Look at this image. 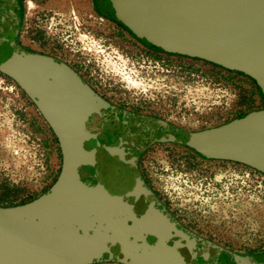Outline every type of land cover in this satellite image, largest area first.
<instances>
[{"label": "water", "instance_id": "water-1", "mask_svg": "<svg viewBox=\"0 0 264 264\" xmlns=\"http://www.w3.org/2000/svg\"><path fill=\"white\" fill-rule=\"evenodd\" d=\"M0 0V73L35 104L55 134L62 167L38 198L0 206V264H262L183 225L140 170L155 144L195 146L264 171V110L237 120L216 143L102 97L63 61L24 48L21 17ZM155 42L225 63L264 93V0H116ZM198 136V135H197ZM224 137V138H223ZM216 144V146H215Z\"/></svg>", "mask_w": 264, "mask_h": 264}, {"label": "rangeland", "instance_id": "rangeland-1", "mask_svg": "<svg viewBox=\"0 0 264 264\" xmlns=\"http://www.w3.org/2000/svg\"><path fill=\"white\" fill-rule=\"evenodd\" d=\"M14 7L22 10L19 0ZM24 10L31 25L26 26L30 47L22 31L21 45L35 49L41 37L37 19H47L43 38L57 37L58 54L121 108L192 132L264 110L263 90L252 77L222 62L174 52L146 34L128 35L96 15L94 0H27ZM148 43L157 48L150 49ZM55 139L35 104L0 73L1 207L28 203L55 183L62 167ZM139 166L183 225L239 254L264 253L262 169L210 159L178 144L153 145Z\"/></svg>", "mask_w": 264, "mask_h": 264}, {"label": "flooded vegetation", "instance_id": "flooded-vegetation-1", "mask_svg": "<svg viewBox=\"0 0 264 264\" xmlns=\"http://www.w3.org/2000/svg\"><path fill=\"white\" fill-rule=\"evenodd\" d=\"M12 1L13 2L11 4L14 5V4H16L17 0H12ZM19 1L21 3V6H22V10L20 12H18V14L21 17V31L23 34H25V37L23 38V42L25 45L30 47V44L27 41L29 39L28 38L29 32L27 31L28 28L26 27L28 24L27 23L28 19H27L25 10H24V8H26L27 0H19ZM94 8H95L96 15L98 17H100L102 20H107L110 23H114L115 25H117L122 30H125L123 32L127 33L128 35L136 36V37H144L142 34H146V31H144V30L140 31L136 28L137 23L134 20L132 14L126 9L125 5L117 4L116 0H94ZM37 21H38V23L36 24V26L39 28L38 32L40 33L41 37H40V39L37 40L38 43H37V41L36 42L34 41L36 43L35 49L34 48L33 49L26 48V49L40 53V54L45 55V56L57 58V59L63 61L64 63H66L67 65H69L74 70H76L72 64H70L66 60H64L62 55L58 54L59 53L58 47H55V46H57V42H60V41L57 37H56L57 41H55L54 38H52L51 41L49 39L43 38V33H44L43 31L45 30L44 25H46L47 19H43V18L38 17ZM28 26H31V25L28 24ZM25 30H26V32H25ZM120 32H122V31H120ZM58 36L60 38V35H58ZM146 36L148 37L147 34H146ZM51 42H53V43L50 44ZM148 47L150 49H154V50L157 48L152 43H148ZM54 52H56V53H54ZM237 120H240V119H237ZM237 120H234L231 123H228V124H225V125H222L219 127L209 128V129L201 130L198 132L189 131L191 133V136L188 139H191L196 135V138L203 140L205 145L210 144L212 142L216 143L217 141H215V140H218V135L223 134L222 136H225L227 134V132H229L231 129L230 125H232ZM55 143H56V152H57L58 151V145H59L57 138L55 139ZM219 145H220L219 146L220 147V149H219L220 153L225 156L224 158H221L223 161L224 160H230V161H235V162H241L240 160L235 159L234 154H233L234 151L236 150V147H238L235 142L234 143L233 142H226V139L224 138V140L222 141V144H219ZM215 146H216V144H215ZM188 147H190L194 151L200 153V155H203L207 158H210V159H216L217 158L214 156H209V155L204 154L203 152L199 151L195 146L188 145ZM251 255H254L255 258L260 263L264 264V262H262V261H264V253L251 254Z\"/></svg>", "mask_w": 264, "mask_h": 264}]
</instances>
